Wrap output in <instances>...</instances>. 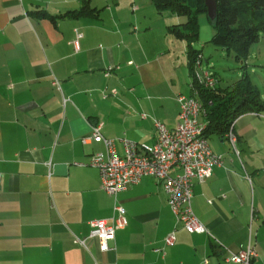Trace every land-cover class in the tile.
<instances>
[{
  "label": "crops",
  "instance_id": "obj_1",
  "mask_svg": "<svg viewBox=\"0 0 264 264\" xmlns=\"http://www.w3.org/2000/svg\"><path fill=\"white\" fill-rule=\"evenodd\" d=\"M142 1L0 0V264H236L249 244L264 264V112L234 121V147L208 138L221 164L191 200L204 233L176 225L155 179L115 198L87 165L105 151L82 142L93 127L119 153L121 138L152 146L154 120L175 128L191 94L187 50L165 38L183 22L156 25ZM115 201L126 225L102 251L89 223L109 222Z\"/></svg>",
  "mask_w": 264,
  "mask_h": 264
},
{
  "label": "built area",
  "instance_id": "obj_2",
  "mask_svg": "<svg viewBox=\"0 0 264 264\" xmlns=\"http://www.w3.org/2000/svg\"><path fill=\"white\" fill-rule=\"evenodd\" d=\"M82 34L75 30L73 46L79 49ZM202 57L195 62L189 83L191 94L179 95L178 123L168 129L162 122L154 120L156 141L152 146L139 144L127 138L118 139L122 153L115 147V139L104 138L99 126L92 128L90 135L82 139L102 141L105 151L91 156L88 166L97 168L101 177V188L114 196L130 185L144 178L155 179L163 188L167 203L180 225L187 233H204L206 229L192 211L191 200L194 181L200 183L212 175L213 168L221 164V157L213 153L205 137L207 129L206 113L196 93V86L205 89L216 87L217 80L209 72L201 70ZM200 70V71H199ZM227 140L235 146L236 135L231 126ZM114 216L107 220L90 221L87 239L97 240L102 251H109V243L115 238V231L126 225L125 210L115 201ZM175 230L165 239L166 246L173 244ZM76 241L85 247L86 239ZM158 251V249H156ZM255 251L249 244L245 249L231 255L227 261L236 264H250Z\"/></svg>",
  "mask_w": 264,
  "mask_h": 264
},
{
  "label": "trees",
  "instance_id": "obj_3",
  "mask_svg": "<svg viewBox=\"0 0 264 264\" xmlns=\"http://www.w3.org/2000/svg\"><path fill=\"white\" fill-rule=\"evenodd\" d=\"M159 13L169 11L186 20L168 27L177 39L195 40L198 37L197 15L206 14L204 0H151ZM216 18L210 23L214 29L212 43L225 50L233 49L236 57H246L250 46L264 35V0H215ZM207 15V14H206ZM190 47V46H189ZM190 71L200 58L201 52H188ZM214 76V75H213ZM206 113L205 137L217 135L223 138L234 121L243 114L264 112V101L257 88L244 76L235 84L221 89L195 88Z\"/></svg>",
  "mask_w": 264,
  "mask_h": 264
},
{
  "label": "rangeland",
  "instance_id": "obj_4",
  "mask_svg": "<svg viewBox=\"0 0 264 264\" xmlns=\"http://www.w3.org/2000/svg\"><path fill=\"white\" fill-rule=\"evenodd\" d=\"M142 4L141 7L146 10V13L149 16H154V20L157 21L156 25L165 24V20L170 18L179 19V22L183 23L186 20L184 17L177 16L169 11L157 12L151 0H143ZM197 25L198 37L195 40L177 39L170 33V35L165 33V38L170 37L173 45H179L182 56H186L184 49L188 52L190 47L193 50L200 51L203 57L200 69L209 71L214 75L219 88H227L245 76L251 85L257 88L260 98L264 101V35L260 36L250 46L246 57H239L240 60H238L233 49L225 50L212 43L214 29L205 13L197 15ZM156 35V33H153V36L156 37ZM211 138L218 139L217 136Z\"/></svg>",
  "mask_w": 264,
  "mask_h": 264
},
{
  "label": "water",
  "instance_id": "obj_5",
  "mask_svg": "<svg viewBox=\"0 0 264 264\" xmlns=\"http://www.w3.org/2000/svg\"><path fill=\"white\" fill-rule=\"evenodd\" d=\"M206 14L210 20H214L217 14V6L215 0H204Z\"/></svg>",
  "mask_w": 264,
  "mask_h": 264
}]
</instances>
